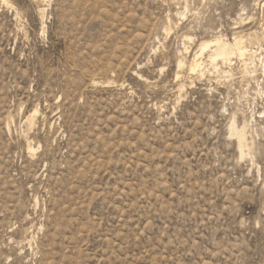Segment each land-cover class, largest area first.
<instances>
[{
    "label": "rangeland",
    "instance_id": "1",
    "mask_svg": "<svg viewBox=\"0 0 264 264\" xmlns=\"http://www.w3.org/2000/svg\"><path fill=\"white\" fill-rule=\"evenodd\" d=\"M0 264H264V0H0Z\"/></svg>",
    "mask_w": 264,
    "mask_h": 264
},
{
    "label": "bare ground",
    "instance_id": "2",
    "mask_svg": "<svg viewBox=\"0 0 264 264\" xmlns=\"http://www.w3.org/2000/svg\"><path fill=\"white\" fill-rule=\"evenodd\" d=\"M244 43L245 42L243 41L242 38L239 39L236 38L233 45L228 44L227 42H225V40L222 39H215L209 43L201 44V50H200L201 52L199 54L198 53L194 54V57L190 63V70L192 72L202 71L201 70L202 64L200 58L202 55H204V53L207 50L211 49L212 47L214 48V50H212L213 53L211 55L212 64H215V62L219 58H222L224 63L231 65V57L235 55L238 56L239 58H246L247 56H250L249 60L254 61V59H256V55L255 54L249 55V51L247 47L244 45ZM36 114L37 113L34 112L33 114L26 116V121L28 124H30V125L27 124L29 128L31 125H34L33 121L35 120ZM246 121L243 122L241 125H238V122L236 121V119H234L232 125L230 126V135L232 137H235L237 140L241 159H244L247 156L251 155L252 152V148L250 147L247 139L249 123ZM28 149L30 152L35 151L33 150V147H30Z\"/></svg>",
    "mask_w": 264,
    "mask_h": 264
}]
</instances>
